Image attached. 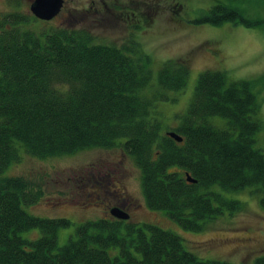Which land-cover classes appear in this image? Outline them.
<instances>
[{
  "label": "trees",
  "instance_id": "obj_1",
  "mask_svg": "<svg viewBox=\"0 0 264 264\" xmlns=\"http://www.w3.org/2000/svg\"><path fill=\"white\" fill-rule=\"evenodd\" d=\"M37 19L0 15V264H231L199 258L173 231L116 217L80 224L77 237L60 246L59 230L71 221L27 212L24 204L39 202L41 188L5 172L25 154L45 159L119 147L141 170L148 208L165 211L184 230L200 232L225 210L243 207L224 192L249 189L264 209V152L255 147L262 121L251 82L205 70L180 122L164 128L156 101L175 100L167 93L186 86V63L165 61L149 95L151 59L138 42L118 46L85 29L34 28ZM226 21L264 24L224 3L193 22ZM31 229L41 236L24 238Z\"/></svg>",
  "mask_w": 264,
  "mask_h": 264
},
{
  "label": "rangeland",
  "instance_id": "obj_2",
  "mask_svg": "<svg viewBox=\"0 0 264 264\" xmlns=\"http://www.w3.org/2000/svg\"><path fill=\"white\" fill-rule=\"evenodd\" d=\"M33 2L0 0V15L19 12L33 16L30 9ZM221 3L236 6L246 17L264 19V0H64L57 16L49 21L37 19L32 27L85 29L99 42L118 46L138 42L140 51L151 59L152 80L146 88L149 95L158 87V72L165 61L186 63L190 68L186 86L167 93L175 100L156 101L164 128L165 125L175 127L180 122L179 115L186 113L199 75L205 70L222 71L229 82H251L260 103L262 121V128L255 135V147L264 152V24L193 22L210 7ZM5 175L24 176L41 188L39 202L24 204L27 212L71 221L59 230L60 246L77 237L80 224L113 219L110 210L123 205L131 214L129 223L152 224L173 231L181 236L185 248L199 258L257 264L264 257V209L259 195L249 189L224 192L229 198L242 201L243 207L235 213L225 210L200 232L184 230L165 211L148 208L141 170L119 147L86 149L45 159L25 154L19 163L10 165ZM22 236L35 239L41 232L31 229L22 232ZM109 252L115 256L119 248Z\"/></svg>",
  "mask_w": 264,
  "mask_h": 264
},
{
  "label": "water",
  "instance_id": "obj_3",
  "mask_svg": "<svg viewBox=\"0 0 264 264\" xmlns=\"http://www.w3.org/2000/svg\"><path fill=\"white\" fill-rule=\"evenodd\" d=\"M63 5L64 0H34L30 6V9L32 14H34L37 18L49 21L58 15ZM169 135L175 138L177 141L183 140V138L175 131H170ZM188 180L190 182L195 181L190 175L188 176ZM110 212L118 219L126 220L130 217L129 213L120 207H113Z\"/></svg>",
  "mask_w": 264,
  "mask_h": 264
},
{
  "label": "flooded vegetation",
  "instance_id": "obj_4",
  "mask_svg": "<svg viewBox=\"0 0 264 264\" xmlns=\"http://www.w3.org/2000/svg\"><path fill=\"white\" fill-rule=\"evenodd\" d=\"M118 207H120V208H122V209H124L126 211V208L123 205L118 206ZM129 215H130V217H129V219H130L131 218V214L129 213ZM129 219H127V220H129Z\"/></svg>",
  "mask_w": 264,
  "mask_h": 264
}]
</instances>
